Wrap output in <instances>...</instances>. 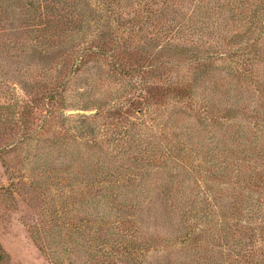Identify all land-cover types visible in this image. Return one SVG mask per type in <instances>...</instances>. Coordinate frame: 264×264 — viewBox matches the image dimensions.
I'll return each mask as SVG.
<instances>
[{"label": "rangeland", "instance_id": "1", "mask_svg": "<svg viewBox=\"0 0 264 264\" xmlns=\"http://www.w3.org/2000/svg\"><path fill=\"white\" fill-rule=\"evenodd\" d=\"M0 248L264 264V0H0Z\"/></svg>", "mask_w": 264, "mask_h": 264}, {"label": "trees", "instance_id": "2", "mask_svg": "<svg viewBox=\"0 0 264 264\" xmlns=\"http://www.w3.org/2000/svg\"><path fill=\"white\" fill-rule=\"evenodd\" d=\"M157 94H155V93H153V98H154V96H156ZM1 249V248H0Z\"/></svg>", "mask_w": 264, "mask_h": 264}]
</instances>
